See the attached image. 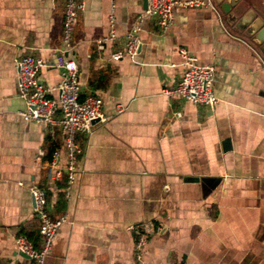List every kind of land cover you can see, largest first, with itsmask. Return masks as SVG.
I'll return each mask as SVG.
<instances>
[{"label": "crops", "instance_id": "0c3cea01", "mask_svg": "<svg viewBox=\"0 0 264 264\" xmlns=\"http://www.w3.org/2000/svg\"><path fill=\"white\" fill-rule=\"evenodd\" d=\"M200 1L175 5L160 32L141 0H85L66 45L65 0H0V264H32L16 253L17 235L39 246L30 184L44 189L51 218L64 216L44 264H264V59L217 0ZM250 7L264 16V0L232 13ZM109 14L114 39L99 50ZM134 26L137 54L110 60ZM180 48L212 66V109L162 94L181 75ZM58 54L76 64L79 98L98 96L105 117L74 136L68 199L43 170L53 148L63 167L62 134L16 114L14 60L39 58L36 80L52 88Z\"/></svg>", "mask_w": 264, "mask_h": 264}, {"label": "built area", "instance_id": "2783aa9c", "mask_svg": "<svg viewBox=\"0 0 264 264\" xmlns=\"http://www.w3.org/2000/svg\"><path fill=\"white\" fill-rule=\"evenodd\" d=\"M85 0H65L62 22V38L67 45L71 31L74 27L75 16L84 7ZM200 0H146L144 17H152L154 25L160 32L167 31L172 23V9L175 5L201 6ZM206 4V3H205ZM107 34L95 41L97 49H102L106 42L114 39L111 28L112 14L107 16ZM140 47L138 28L131 27L125 35L123 50L113 51L109 59L116 61L123 56L134 57ZM181 59V75L176 84L162 91L165 96H176L185 102L199 104L212 109L217 99L212 91L214 70L211 65H198L196 58L187 53L183 48L178 49ZM43 66L39 58L25 55L14 60L15 87L18 98L22 101V109L16 114L23 120L58 128L63 138L65 161L63 167L59 162V149L53 148L45 162L43 170L50 181L63 183V198L68 199L69 188L74 178L76 156L80 152L74 141L76 134H87L93 122H103L105 117L100 111L101 100L98 96L87 94L79 98L77 67L71 58L62 54L55 57L54 67L58 71L59 81L54 87L49 88L36 80V72ZM264 69V66H263ZM53 92L52 95H49ZM179 115L178 113L176 114ZM41 155L42 151H38ZM64 178L62 177V174ZM32 201V213L37 220V235L39 246L33 244L24 235L13 238L16 253L25 256L32 264H44L45 257L50 250L54 235L59 226L64 222V216L51 218L43 188L36 184L27 187ZM148 234L146 227L136 232L134 241L135 250H139L145 243Z\"/></svg>", "mask_w": 264, "mask_h": 264}, {"label": "water", "instance_id": "95a60500", "mask_svg": "<svg viewBox=\"0 0 264 264\" xmlns=\"http://www.w3.org/2000/svg\"><path fill=\"white\" fill-rule=\"evenodd\" d=\"M240 0H217V10L226 15L234 27L248 35L256 45L264 59V16L255 8H248L238 14L232 11ZM146 0H141L142 9H145ZM193 181H196L195 179Z\"/></svg>", "mask_w": 264, "mask_h": 264}]
</instances>
